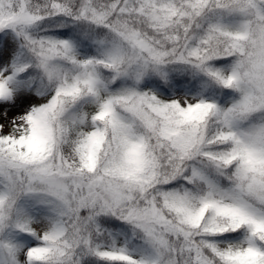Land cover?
<instances>
[{
  "label": "snow or ice",
  "instance_id": "1",
  "mask_svg": "<svg viewBox=\"0 0 264 264\" xmlns=\"http://www.w3.org/2000/svg\"><path fill=\"white\" fill-rule=\"evenodd\" d=\"M0 264H264V0H0Z\"/></svg>",
  "mask_w": 264,
  "mask_h": 264
}]
</instances>
